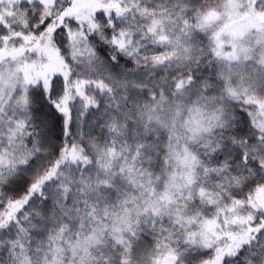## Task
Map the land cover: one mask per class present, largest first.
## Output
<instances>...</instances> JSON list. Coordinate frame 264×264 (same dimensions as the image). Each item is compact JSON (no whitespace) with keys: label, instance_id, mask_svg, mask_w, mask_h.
Returning a JSON list of instances; mask_svg holds the SVG:
<instances>
[{"label":"snow or ice","instance_id":"1","mask_svg":"<svg viewBox=\"0 0 264 264\" xmlns=\"http://www.w3.org/2000/svg\"><path fill=\"white\" fill-rule=\"evenodd\" d=\"M0 264H264V0H0Z\"/></svg>","mask_w":264,"mask_h":264}]
</instances>
